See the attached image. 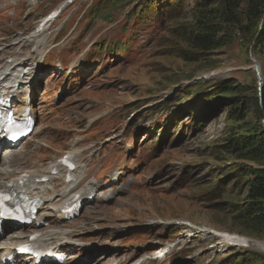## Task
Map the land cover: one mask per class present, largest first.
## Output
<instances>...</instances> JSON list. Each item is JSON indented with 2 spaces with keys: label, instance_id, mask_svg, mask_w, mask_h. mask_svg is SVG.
Masks as SVG:
<instances>
[{
  "label": "rangeland",
  "instance_id": "obj_1",
  "mask_svg": "<svg viewBox=\"0 0 264 264\" xmlns=\"http://www.w3.org/2000/svg\"><path fill=\"white\" fill-rule=\"evenodd\" d=\"M68 1L0 0L1 50L25 60L34 54L35 44H18L36 32L45 42L43 55L27 63L31 70L18 99L34 107L35 129L20 145L2 152L0 170H47L70 153L82 188L96 190L79 217L54 228L75 240L65 251L64 264H228L236 250L264 254L250 244H218L225 235L261 245L264 240L241 233L231 208L224 205L241 200L235 182L226 187L225 198H210L236 162L223 161L217 153L230 133L227 114H218V104L203 108L199 103L226 80L256 84L253 60L264 69V45L256 50L236 40L203 63L186 64L170 49L176 23L165 19L133 27L128 20L143 0H134L108 23L91 12L100 0ZM65 4L55 22L36 31L47 14ZM192 5L188 2V14L178 24L191 22ZM117 43H127L128 53L98 51ZM213 73L219 75L211 77ZM186 94L190 98L184 101ZM172 104L179 105L158 113ZM179 107H192L191 115L203 116L206 128L195 129L194 119L183 113L188 108ZM173 117L175 123L169 125ZM12 155L14 162L6 166L4 160ZM65 172L53 186L63 185ZM32 225L5 226L0 246L6 247L12 235L28 237L35 230ZM13 264L36 263L21 258Z\"/></svg>",
  "mask_w": 264,
  "mask_h": 264
},
{
  "label": "trees",
  "instance_id": "obj_2",
  "mask_svg": "<svg viewBox=\"0 0 264 264\" xmlns=\"http://www.w3.org/2000/svg\"><path fill=\"white\" fill-rule=\"evenodd\" d=\"M190 1L193 4L189 10L191 22L178 24L177 21L188 14L186 9ZM134 3V0H100L97 9L91 12L96 13V20L101 18L108 23L113 21L116 12L127 10ZM140 6L130 11L128 20L133 21V27L157 24L165 19L176 23L177 26L171 30L170 49L186 64L203 63L214 53L233 45L236 40L253 45L256 50L262 49L264 45V0H143ZM128 48L127 43H117L112 49L98 51L105 55L108 50L115 54H127ZM261 70V87L253 70L256 76V84L253 86L236 84L229 79L208 90V96L201 97L199 103L203 108H215L218 104V114H227L231 121L230 133L225 143L218 146L217 153L223 157V161L229 159L236 162L226 172V180H219L216 184L210 198L213 201L223 199L221 195L225 198L226 187L235 182L233 185L240 191L241 200H229L224 205L227 210L231 208L233 221L239 225L241 233H249L254 238L264 240V69ZM188 96L186 94L181 97L187 101L190 98ZM192 103L196 105L195 101ZM178 105L172 104L167 109H160L158 113L171 112ZM180 108L188 107H179L178 111ZM192 110L190 107L183 110V113L191 115ZM191 118L196 122L195 129L202 131L206 128L207 122L202 121L203 116L191 115ZM174 120V117L171 118L169 125H173ZM179 127V124H175L174 128L178 130ZM225 262L264 264V254L236 250L231 252Z\"/></svg>",
  "mask_w": 264,
  "mask_h": 264
},
{
  "label": "bare ground",
  "instance_id": "obj_3",
  "mask_svg": "<svg viewBox=\"0 0 264 264\" xmlns=\"http://www.w3.org/2000/svg\"><path fill=\"white\" fill-rule=\"evenodd\" d=\"M40 36L41 35L34 33L31 37L21 42V44H18L20 48H25L29 45V43L25 44L27 42L35 44V48L32 52L34 54L28 56L25 60L17 59V56H15L14 53L0 49V94L4 96L9 107L15 111V116L19 120H25L24 116L26 113H29V116L32 118L35 115L34 107L29 100H21L19 104L18 99L20 98L21 93L25 91V86L28 82L27 75L31 70L30 67H27L28 61L34 57H39L38 54L43 55L45 42H42V39L40 40ZM2 54L5 56L7 54L11 55L10 57H7L6 60H3L1 57ZM12 58H14V61L9 63ZM14 160L15 156L12 155L10 161L8 162L4 160V163L7 166L12 164ZM54 168L58 170V173H54ZM63 168V164L55 163L53 167H50L47 170L32 169L20 173H11L8 172L7 169L0 170V178L3 177V175H8L7 178L4 180L2 179L3 182L0 184L1 190L12 188L17 194L36 199L39 201V208L43 210V213L38 215L33 224L35 232L32 231L28 237L12 235L9 239L10 243H8L6 247L0 246V264H4V262L6 264V261L8 262L9 259L13 257L14 261L20 259L21 257H19L16 249L29 243L32 234L38 235L35 239V242L39 247L38 249L43 252L52 251L55 255L61 254L65 256V251L68 245L75 243L71 234L65 233L61 230H55L54 228H60L59 223L66 219L63 210L72 200L80 197L83 202H88V199L95 195L96 190L92 186L82 188L83 179L77 176V174L72 175L73 180L70 183H68L69 181L65 176L63 178V185L59 184L53 186L52 183L56 181L55 179L57 177H60ZM77 168L76 171L78 170ZM21 175H23L22 178ZM117 175L118 174H116V176ZM116 176L114 177L115 179H117ZM47 178V182H41L42 179ZM49 217H52V219ZM46 223L50 224L47 230H40V228H38L41 224ZM221 239L222 242H219L218 244L227 243L226 239ZM251 243L253 247L264 249V247L258 243ZM31 260L34 262L36 261L33 255L26 257L25 263L31 262ZM52 262L53 260L47 261L46 259L41 261V263L45 264H53ZM56 264H58V260L56 261ZM65 264H68V261Z\"/></svg>",
  "mask_w": 264,
  "mask_h": 264
},
{
  "label": "water",
  "instance_id": "obj_4",
  "mask_svg": "<svg viewBox=\"0 0 264 264\" xmlns=\"http://www.w3.org/2000/svg\"><path fill=\"white\" fill-rule=\"evenodd\" d=\"M253 65H254V70L256 71L257 78L259 80V85L261 87L262 83V77H261V70H260V65L256 61L253 60Z\"/></svg>",
  "mask_w": 264,
  "mask_h": 264
},
{
  "label": "snow or ice",
  "instance_id": "obj_5",
  "mask_svg": "<svg viewBox=\"0 0 264 264\" xmlns=\"http://www.w3.org/2000/svg\"><path fill=\"white\" fill-rule=\"evenodd\" d=\"M13 138H15V137H13ZM4 197H3V195L2 194H0V199H3ZM4 215V213L3 212H0V216H3Z\"/></svg>",
  "mask_w": 264,
  "mask_h": 264
}]
</instances>
